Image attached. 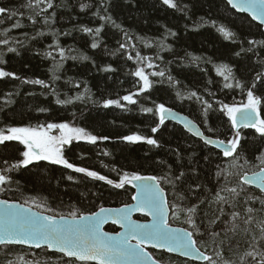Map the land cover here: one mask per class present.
<instances>
[{"label":"trees","instance_id":"trees-1","mask_svg":"<svg viewBox=\"0 0 264 264\" xmlns=\"http://www.w3.org/2000/svg\"><path fill=\"white\" fill-rule=\"evenodd\" d=\"M50 2L51 8L49 0H0L7 10L0 16V69L18 77L0 78V130L7 134L10 127L41 129L48 124L83 128L97 137L96 143L73 140L63 146L64 158L105 180L46 161L24 167V146L6 141L0 144V175L9 182L0 185V199L53 217H71L73 211L78 217L128 204L130 183L114 187L125 176H154L165 191L170 225L193 232L196 246L215 264H259L264 197L243 185L241 177L264 167V136L254 128L241 129L236 153L224 156L179 126L160 124L156 109L163 104L187 115L205 135L229 141L237 131L223 106L246 104L252 91L264 119L262 28L224 0H174L176 8L162 0ZM16 23L21 27H14ZM220 28L233 36L226 39ZM222 65L231 69L227 81L217 71ZM138 70L151 82L147 91L141 90ZM160 72L164 76L152 75ZM34 80L47 87L24 83ZM127 95L136 103L125 101ZM57 99L71 103L58 104ZM108 100L120 106L105 107ZM127 136L144 139L129 142ZM105 230L115 232L112 226ZM149 252L162 264H197ZM0 264L89 263L46 249L2 246Z\"/></svg>","mask_w":264,"mask_h":264},{"label":"snow or ice","instance_id":"snow-or-ice-1","mask_svg":"<svg viewBox=\"0 0 264 264\" xmlns=\"http://www.w3.org/2000/svg\"><path fill=\"white\" fill-rule=\"evenodd\" d=\"M36 2L39 4L41 0H36ZM162 2L169 8L177 7L174 0H162ZM227 3L238 11L248 12L253 20H259L261 23H264V0H227ZM29 6H32L31 3ZM48 7H52L50 0ZM6 11L5 8L0 7V16L4 15ZM15 15V12L11 13V16ZM108 19L111 20V17H108ZM47 22L45 20V23ZM0 23H3V20H0ZM13 26L17 28L21 27L19 23ZM116 27H119V25H116ZM84 31L91 32L92 30L84 29ZM219 31L226 39L233 36V33L226 31L224 28H220ZM95 32L98 35L100 29L97 28ZM92 47L95 48L97 45L93 43ZM8 51L13 52L15 49L9 48ZM61 56H63V53H61ZM84 58L87 59V57ZM129 58L131 59V57ZM193 59L198 58L193 57ZM2 63L4 61L0 59V64ZM149 66L151 67V65ZM217 71L226 81L232 75L231 69L227 66L222 65ZM135 75L143 81L141 90L147 91L151 87L148 76L142 70L136 71ZM152 75L164 76V73H152ZM4 77L18 79L15 74L0 69V78ZM24 83L39 84L47 87L40 80L24 81ZM225 87L230 88L232 85L225 84ZM191 96H196V93H191ZM123 99L129 104L136 103L131 95L124 96ZM56 102L58 104L71 103L70 100L62 101L59 99ZM113 104L118 107L120 106L117 101L108 100L105 103V107ZM259 105L260 100L252 91H249L247 94V103L241 107L223 106V110L226 111L231 121L232 128L237 129L234 139L229 141L228 145H224V141H219L216 145L217 147L223 146L225 156H232L236 153L239 147L238 129L240 127L254 128L257 133L264 136V119L260 118ZM41 111H44V109H41ZM146 111L151 112L152 109L149 108ZM156 111L159 113L160 124L165 122L166 117L175 118V113L163 104L158 105ZM53 129H59L60 135H50V131ZM152 131L156 132L157 129L153 128ZM197 135L201 134L197 133ZM82 139L93 144L97 141L96 136L86 133L83 128H71L67 124H48L47 130L10 127L7 129V134H5V131L0 130V144H4L6 141H18L26 149L22 153L23 160L21 164L24 167H27L34 161L43 160L51 164L62 165L64 168L71 169L77 173H85L94 179L105 180L104 176H100L94 171L75 167L64 158L62 146L70 144L73 140ZM125 139L129 142H138L144 138L141 136H127ZM146 143L149 145H157V141L154 139H147ZM205 143L211 144L212 141L205 139ZM261 163L264 164V160ZM18 166L15 165L14 167ZM69 179L72 178L69 177ZM8 182V178L5 175H0V185ZM106 182L113 184L111 180H107ZM132 182H135L133 186L138 190L132 199L138 202L137 210L152 215L153 223L151 225L137 224L130 219L124 209L116 210L119 220L123 221L121 227H124L126 232L119 237H113L101 230V226L109 218L107 215L102 216L101 213H109L113 210H107L102 207L100 212L94 213L92 216L81 215L78 219L76 212L73 211L70 213V220L63 216L57 220L53 216H39L38 214L32 213L31 208H24L19 204L0 200V245L22 244L37 248L43 245L50 250L63 253L66 257L74 258L76 261L94 262V264H149V262L151 264H157V261L153 260L144 251L145 246L151 244L154 248H166L168 251H176L178 249L185 256L197 255L205 261H208L209 264H215L210 256H205L204 253L200 252L196 246V240L193 239V232H186L183 229H173L169 226L167 220L168 205L163 191L159 187L157 177L140 175L125 176L114 187L122 188L125 184ZM243 183L255 184L264 192V167L261 168L260 172L253 173L250 177H243ZM231 191L235 193L236 189H231ZM189 211L194 212L195 209H189ZM113 222L116 223L117 221L113 220ZM188 223L195 227L191 217H189ZM261 231L264 232V228H261ZM133 239L136 241L135 244L131 243ZM248 255L254 260L256 259V255L253 252H249ZM259 255L261 256L259 264H264V252L259 253Z\"/></svg>","mask_w":264,"mask_h":264},{"label":"water","instance_id":"water-1","mask_svg":"<svg viewBox=\"0 0 264 264\" xmlns=\"http://www.w3.org/2000/svg\"><path fill=\"white\" fill-rule=\"evenodd\" d=\"M226 3H227V0H224ZM228 4V3H227ZM229 5V4H228ZM229 7L235 11L236 13L238 14H241V15H245L247 17H249L254 23H256L257 25L261 26L262 27V30L264 32V23H261L259 20H253L252 19V16L244 11H238L237 9L233 8L231 5H229ZM173 113H175V118H172V117H166L165 119V122H168V123H171L173 125H176V126H179L184 132H186L188 135H190L191 137H193L194 139L196 140H199L200 142H202L203 144H205L206 146H208L209 148L221 153L224 155L223 153V146L221 147H217V143L219 141H224V140H220V139H217V138H213V137H210V136H207L205 135L202 130L200 129V127L193 121L191 120L187 115L183 114V113H180L176 110H173L171 109ZM241 129H252L251 127L249 128H243V127H240L238 130H241ZM235 131H237V129H234ZM197 133H200L201 135H197ZM205 139H209L212 141L211 144H206L205 143ZM224 145H228V142L227 141H224ZM225 156V155H224ZM261 170V169H260ZM260 170L256 171V172H252V173H248V174H244L242 177H241V183L247 187H250L252 189H255L257 190L258 192H260L263 197H264V192L261 191V189L255 185V184H245L243 183V177L245 176H252L253 173H258L260 172ZM135 182H132L130 183V186L133 190V196H135L137 194V188H135L133 186ZM160 187V185H159ZM161 188V187H160ZM162 189V188H161ZM163 191V194H164V197H165V200L167 202V198H166V195H165V191L162 189ZM132 196V197H133ZM0 200H3V199H0ZM7 201V200H6ZM9 203H15V204H19L21 205L22 207L24 208H31L32 210V213H35V214H38L39 216H51V215H48L46 213H43V212H40L30 206H26V205H23L19 202H16V201H8ZM137 200H134V199H131V203L130 204H127V205H124V206H121V207H117V208H114V207H103L104 209H107V210H113L109 213H101V215H107L109 218L106 220V222L101 226V230L103 232H106L108 233V235L110 236H113V237H119L121 235H123L125 232H126V229L124 227H121V223H123V221H120L119 220V217L117 215V212L116 210H120V209H124L127 213H128V216L130 217V219L137 223V224H147V225H151L153 223V217L151 214H146L145 212H141L139 210H137ZM168 205V204H167ZM101 209V208H100ZM100 209L96 210L94 213H98L100 212ZM94 213L92 214H82L84 216H92ZM169 215H170V211H169V208L167 207V220H168V224H169ZM81 216V215H80ZM78 216L77 219L80 217ZM65 217L66 219H71V217H66V216H63ZM57 220H59L60 217H55ZM135 218H144L145 221H139V220H136ZM113 220H116L117 222L114 223ZM108 226H112L113 228H115L116 232L115 233H110V232H107L105 229L106 227ZM169 226L173 229H183L181 227H176V226H173V225H170ZM184 231L186 232H189L185 229H183ZM131 243L132 244H135L136 241L133 239L131 240ZM2 246H15V247H23L25 249H31V250H39V249H46L48 252L50 253H56V254H59V255H62L64 256L63 253H59V252H56L54 250H50L48 249L46 246H41L39 248L35 247V246H29V245H22V244H4V245H0V247ZM149 250H153V251H157V252H165L169 255H173V256H176V257H179L181 259H185V260H188V261H191V262H194V263H197V264H204L206 261L203 259V258H200L198 257L197 255H191V256H185L183 255L180 250H176V251H168L166 248H154L152 247L151 244H147L144 248V251L146 253H148L153 260L157 261L156 259L153 258V256L151 255V253L149 252ZM201 252V251H200ZM205 255V254H204ZM206 256V255H205ZM65 258L67 259H72V260H75L74 258H69V257H66L64 256ZM76 261V260H75ZM77 262H80V261H77ZM80 263H89V264H94V262H80ZM149 264H151V262H149ZM157 264H162L160 263L159 261H157Z\"/></svg>","mask_w":264,"mask_h":264},{"label":"rangeland","instance_id":"rangeland-1","mask_svg":"<svg viewBox=\"0 0 264 264\" xmlns=\"http://www.w3.org/2000/svg\"><path fill=\"white\" fill-rule=\"evenodd\" d=\"M239 107H241V106H239ZM37 130H47V127H46V128L37 129ZM50 135H53V136H59V135H60V130H59V129H53V130L50 131ZM234 137H235V136H233V138H232L231 140H233ZM231 140H229V141H231ZM229 141H227V142L229 143ZM66 145H67V144H66ZM63 146H65V145H63ZM63 146H62V148H63ZM25 150H26V149H25ZM41 161H43V160H41ZM36 162H39V161H34L33 163H36ZM46 162H48V161H46ZM61 166H62V165H61Z\"/></svg>","mask_w":264,"mask_h":264},{"label":"flooded vegetation","instance_id":"flooded-vegetation-1","mask_svg":"<svg viewBox=\"0 0 264 264\" xmlns=\"http://www.w3.org/2000/svg\"><path fill=\"white\" fill-rule=\"evenodd\" d=\"M133 196V195H132ZM132 199V198H131ZM131 203V201L128 203V204H130ZM127 205V204H126ZM124 206V205H123ZM119 207H121V206H119ZM114 208H117V207H114ZM136 220H139V221H145V219L144 218H135ZM170 224V223H169ZM107 228V227H106ZM115 229V228H114ZM115 232H116V230H115ZM115 232H113V233H115ZM111 233V232H110Z\"/></svg>","mask_w":264,"mask_h":264},{"label":"bare ground","instance_id":"bare-ground-1","mask_svg":"<svg viewBox=\"0 0 264 264\" xmlns=\"http://www.w3.org/2000/svg\"><path fill=\"white\" fill-rule=\"evenodd\" d=\"M229 6V5H228ZM235 12V11H234ZM236 13V12H235ZM238 14V13H237ZM241 15V14H240ZM249 18V17H248ZM250 19V18H249ZM251 20V19H250ZM252 21V20H251ZM261 27V26H260ZM262 28V27H261ZM263 31V30H262Z\"/></svg>","mask_w":264,"mask_h":264}]
</instances>
